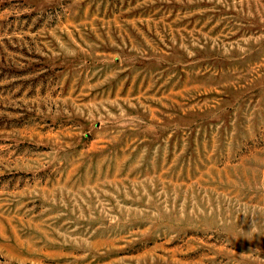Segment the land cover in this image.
<instances>
[{
  "label": "rangeland",
  "instance_id": "374dc122",
  "mask_svg": "<svg viewBox=\"0 0 264 264\" xmlns=\"http://www.w3.org/2000/svg\"><path fill=\"white\" fill-rule=\"evenodd\" d=\"M0 264H264V0H0Z\"/></svg>",
  "mask_w": 264,
  "mask_h": 264
}]
</instances>
